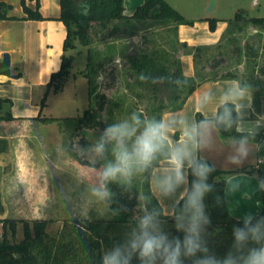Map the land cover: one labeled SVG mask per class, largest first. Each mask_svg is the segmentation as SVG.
I'll return each instance as SVG.
<instances>
[{
  "label": "trees",
  "instance_id": "1",
  "mask_svg": "<svg viewBox=\"0 0 264 264\" xmlns=\"http://www.w3.org/2000/svg\"><path fill=\"white\" fill-rule=\"evenodd\" d=\"M59 2V19L66 27L63 54L60 68L51 73L50 79L46 83V90L40 100V111L36 118L43 121L57 119L42 115L41 110L46 106L48 93L62 90L69 77L72 76L71 67L75 55L69 52L75 50L78 44L89 46L93 42L92 37L98 34V30H95L92 35L91 29L94 26H99L100 29L106 30L104 34L106 39H114V41L108 42L105 48L94 50L90 47L87 48L88 55L85 68L77 72V74L88 79L91 89L90 98H92L83 114L76 118L73 126L72 137H77L76 141L82 149L88 148L91 144L86 134L87 131L93 129L103 130L107 124L113 122V109L108 110L107 121L102 118L107 104V94L106 92H99L95 77L96 71H98L97 67L105 60L111 58L114 60L124 54L127 48L124 44L119 43L118 40L135 36L137 31L142 28L158 26L160 27V35L166 36L171 45L166 50L153 47L149 52H133L128 55L129 66L125 69L124 75L127 79L133 77L131 84L135 83L142 87L147 84L151 86L152 104L149 111L154 114L152 117L160 118L163 111L180 108L196 86L206 77H210L203 76L202 68L204 66L202 64L199 66L202 61V48L200 46L189 48L186 42L179 43L178 39H176L177 25L182 23L191 24L193 21L185 19L166 0H143L130 15L124 13V0H59ZM20 4L25 13V16L20 18H43L39 11V0H36L33 7L27 5L25 0H20ZM11 9V4L0 1V19L18 18L9 14ZM206 20L209 23V29L213 31L218 19L208 17ZM232 20H246V22L254 26L264 27V17H247L245 14L236 13ZM170 24L173 25L170 26ZM178 46L193 51L196 63L194 76L182 74L179 59L175 56ZM233 51L240 52V49H234ZM244 51L246 63L250 65L247 83L252 91V107L258 115L264 116V79L262 77L264 75V64L256 72L258 50L252 45H246ZM171 52L174 54L172 55ZM223 62L224 60L220 56H216L206 61V64L214 71ZM0 73L9 74V55L7 53L0 60ZM141 73H145L149 77L146 82L139 80L138 77ZM222 76L234 78L235 74L227 71ZM107 78L109 86L117 81L115 68H112L107 73ZM164 102H170L173 105L167 108ZM10 105L11 100L9 98L0 97V122L14 119L9 112L5 111V108ZM232 105H234L232 111L235 122L231 127H227L222 123H215L218 133L225 139L247 135L249 141L257 143V154L260 161L256 165H246L230 170L215 168V171L209 177V183L214 186V190L205 198L207 213L211 221L207 230V239L209 247L218 256H223L229 250L232 243V229L238 223V219L230 214L224 195L227 177L233 173L240 172L247 174L256 173L258 177H264V125L257 133L238 131L237 123L239 117L233 102L222 103L218 106L217 111L223 112L224 109ZM114 106L119 108V114L124 111L120 100L115 101ZM131 111L132 108H125V112L131 113ZM253 117L255 115L250 116V118ZM202 119L203 116L200 113H196V121H201ZM73 145L74 141L71 140L68 148L69 152L77 156L82 163L88 162L87 159L80 158L82 156L78 155L76 150L74 151ZM162 158L160 157L154 166H157ZM89 164L93 167L99 166L95 162H89ZM152 168L145 172L146 175L142 184L140 180H132L130 188H125L119 184L109 185L113 193V203L109 207L110 211L112 212V210L119 207L127 209V211H121L117 216L111 215L109 218L83 217L64 220L62 226L55 233L47 231L46 220L0 218V223L2 224L0 230V264H100V257L103 251L120 242L130 225L134 223L141 187H144V194L150 201L148 204L149 209L156 207L163 213L162 207L150 187ZM217 198L220 200L219 203ZM178 202L182 203V199H179ZM258 215L264 216V193H262L261 209ZM162 219L166 220L164 227L170 235H182L176 232L174 222L169 217V214L163 213ZM18 222H21L22 238L15 240ZM132 264H138V261L134 259Z\"/></svg>",
  "mask_w": 264,
  "mask_h": 264
},
{
  "label": "crops",
  "instance_id": "2",
  "mask_svg": "<svg viewBox=\"0 0 264 264\" xmlns=\"http://www.w3.org/2000/svg\"><path fill=\"white\" fill-rule=\"evenodd\" d=\"M0 1L11 4L12 9L9 14L18 17L0 19V60L5 53L9 55V74L0 73V97L11 100V105L6 107L5 111L14 117L12 120L0 122V218H9L11 217L8 215L9 208L15 207L13 203L17 201H11L12 204L10 205L7 194L19 190L20 185L26 188L33 157L48 156L53 152L51 143L54 142L59 145V139H62L63 133L59 130L60 125L57 121H43L36 116L40 111V100L46 90V83L49 81L51 73L60 68L66 27L59 19V0H39V11L42 19L20 18L25 16L20 0ZM166 1L177 9L185 19L193 21L191 24L177 25L176 39L179 43L186 42L189 48L195 46L202 48L201 64L204 66L202 72H214L206 64V61L220 56L224 62L218 68L235 74L234 78L221 75L206 77L196 86L180 108L163 111L161 117L165 120L174 118L177 121V128L169 134V143L175 144L184 141L183 129L196 122V113L203 116L202 120H208L215 116L218 106L224 102H233L236 106L239 117L238 131L259 132L264 125V116L258 115L252 107V91L247 83L250 65L246 63L244 54L246 45H252L255 49L257 46L251 42L249 35H246L240 44H237L234 38L235 35L245 31L248 33L257 31L258 26H254L246 20L234 21L215 17L218 21L212 31L209 29V23L206 20L212 16L209 15V10L203 11L206 0ZM25 2L33 7L36 0H25ZM142 2L143 0H124V13L132 14ZM234 49H240V52L233 51ZM261 49L264 48L261 47ZM69 53L73 52L70 51ZM74 55L76 58V54ZM175 56L179 59L182 74L194 76L196 63L193 51L178 46ZM263 64L264 58L260 57L259 54L256 59L255 71L257 72V69ZM71 74L72 78H76L78 75L72 71ZM262 77L264 79V75ZM237 83L245 89L243 100L236 99L233 95L238 92ZM63 91L64 88L57 92L50 91L48 93L46 106L41 110L42 114L48 106L50 95H57ZM205 93H211L212 98L202 104L201 97ZM240 113L243 114V119H240ZM251 115H255V117L250 118ZM231 141V138H222L214 124V130L211 132V145L201 151L199 155L218 169L240 168L228 162V157L232 151ZM249 144L253 154L241 167L256 165L260 161L257 154V143L249 141ZM166 170L167 161L162 158L158 165L151 170L150 187L161 205L163 213L169 214L173 204L180 198L177 197L176 201L159 198L155 189L157 179ZM253 177L259 178L256 173L240 172L233 173L226 179L224 195L229 212L236 219L244 212L259 213L261 209L262 193H256L252 200L244 198V192L251 191L249 178ZM252 184H255V179L252 180ZM233 185H239L238 189L233 191ZM24 190L26 189H23V192H25ZM256 200L260 201L259 208L255 207Z\"/></svg>",
  "mask_w": 264,
  "mask_h": 264
},
{
  "label": "clouds",
  "instance_id": "3",
  "mask_svg": "<svg viewBox=\"0 0 264 264\" xmlns=\"http://www.w3.org/2000/svg\"><path fill=\"white\" fill-rule=\"evenodd\" d=\"M138 78L142 82L149 79L145 73ZM237 90L233 95L243 100L245 89L237 83ZM211 98V93L202 94L201 103ZM232 108L234 105L223 112L218 110L213 118L187 125L182 133L184 141L175 144L169 143V134L177 128L174 118L165 120L132 112L127 118L107 124L95 143L83 150L82 155L94 156L95 163L100 165L94 169V182L89 185L88 198L81 210L84 217L93 204L111 206L113 193L109 185L130 188L133 178L147 172L160 157L167 161V170L156 181L157 196L182 199V203L173 204L169 213L176 232L182 235L172 236L165 230L161 210L149 209V199L140 195L142 215L135 218L120 242L103 251L100 264H132L134 259L138 264H264V216L256 212L247 211L238 218L232 229L231 246L223 256H218L208 244L211 221L205 198L214 190L209 177L215 166L199 153L210 147L215 123L233 125ZM239 115L243 119V114ZM230 147L228 162L237 167L243 166L253 154L247 135L233 138ZM249 183L251 191L244 192L245 199L252 200L256 193H264V177L249 178ZM238 187L233 185V191ZM255 207H260L259 200L255 201ZM121 211L127 209L116 208L111 215L117 216Z\"/></svg>",
  "mask_w": 264,
  "mask_h": 264
},
{
  "label": "rangeland",
  "instance_id": "4",
  "mask_svg": "<svg viewBox=\"0 0 264 264\" xmlns=\"http://www.w3.org/2000/svg\"><path fill=\"white\" fill-rule=\"evenodd\" d=\"M209 10L212 17H222L232 20L236 13L245 14L247 17H264V0H206V6L203 11ZM247 24V23H246ZM91 29L92 35L95 30L98 34L92 37L93 42L89 46L77 45L75 50L76 58L72 64L71 71L77 73L78 70L84 69L87 61V48L102 49L108 42L114 41L112 38L106 39L104 34L106 30L100 27ZM160 27L151 26L142 28L137 31L135 36L118 40L119 43L126 46V50L121 57L116 59L105 60L97 67L95 81L99 92H106L107 104L103 111V120H108V110H114L112 121L127 118L130 113L125 112V108H132V112H139L144 117H152L149 111L152 104L151 86L149 84L144 87L132 83L133 77L127 79L124 75L125 69L128 68V55L135 52H149L153 47L161 50L170 48V43L166 36L160 35ZM242 32L235 35V42L240 44L242 39L250 36V40L257 46L258 54L264 58V27L258 26L257 31L251 33ZM104 36V37H103ZM261 51V52H260ZM173 55L174 53L171 52ZM240 55V53H239ZM238 55V56H239ZM241 56V55H240ZM241 58V57H240ZM202 62L199 63V66ZM220 67V66H219ZM115 68L117 81L108 85L107 73ZM225 70L218 68L217 71H204L203 76L225 75ZM130 83V85H128ZM107 84V86H105ZM91 89L88 79L77 75L76 78L71 76L64 85V91L57 95L51 94L48 99V106L42 115L57 118L55 121L60 125L62 139H59V145L51 143L52 153L48 156L33 157L30 167V176H28L27 187L20 185L19 190L7 194L10 199V205L13 200L15 207L9 208V218L16 220H46V229L50 233H55L62 226L64 220L83 218L82 208L88 198L89 185L94 182L95 168L89 162H95L92 155H82L84 149L80 148L77 143V137L73 136V126L76 118L81 116L88 107L92 98H90ZM120 100L123 112L119 114V108L114 106V102ZM167 108L172 107L173 103L164 102ZM55 125V123H54ZM57 125V124H56ZM58 125V126H59ZM52 132V129H50ZM102 132L101 129H93L87 131L91 145H93ZM71 140L74 141V151L82 156L80 158L87 159L88 162L82 163L77 156L72 155L68 148ZM90 145V146H91ZM58 147V148H57ZM146 173L138 174L133 180H140L144 183ZM23 189L25 192H23ZM140 195L145 196L144 187L140 189ZM146 197V196H145ZM12 201V202H11ZM142 215L139 205L136 207L135 217ZM111 211L109 207L102 204L91 205L87 218H109ZM1 230V228H0ZM22 238L21 222L17 223V232L15 240Z\"/></svg>",
  "mask_w": 264,
  "mask_h": 264
},
{
  "label": "built area",
  "instance_id": "5",
  "mask_svg": "<svg viewBox=\"0 0 264 264\" xmlns=\"http://www.w3.org/2000/svg\"><path fill=\"white\" fill-rule=\"evenodd\" d=\"M1 225H2V224L0 223V228H1Z\"/></svg>",
  "mask_w": 264,
  "mask_h": 264
},
{
  "label": "flooded vegetation",
  "instance_id": "6",
  "mask_svg": "<svg viewBox=\"0 0 264 264\" xmlns=\"http://www.w3.org/2000/svg\"><path fill=\"white\" fill-rule=\"evenodd\" d=\"M89 139V138H88ZM91 145V144H90Z\"/></svg>",
  "mask_w": 264,
  "mask_h": 264
}]
</instances>
